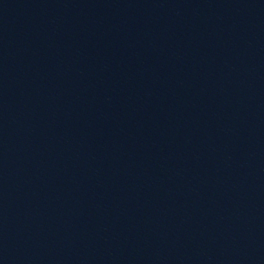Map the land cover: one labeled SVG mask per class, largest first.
Wrapping results in <instances>:
<instances>
[{
  "label": "water",
  "instance_id": "95a60500",
  "mask_svg": "<svg viewBox=\"0 0 264 264\" xmlns=\"http://www.w3.org/2000/svg\"><path fill=\"white\" fill-rule=\"evenodd\" d=\"M0 264H264V0H0Z\"/></svg>",
  "mask_w": 264,
  "mask_h": 264
}]
</instances>
